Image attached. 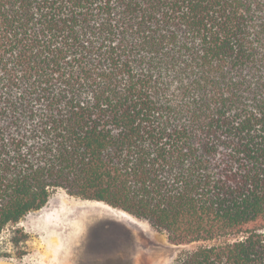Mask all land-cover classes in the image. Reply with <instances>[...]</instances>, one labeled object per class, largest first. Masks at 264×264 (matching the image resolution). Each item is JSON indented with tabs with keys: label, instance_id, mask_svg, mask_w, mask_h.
Returning <instances> with one entry per match:
<instances>
[{
	"label": "trees",
	"instance_id": "obj_1",
	"mask_svg": "<svg viewBox=\"0 0 264 264\" xmlns=\"http://www.w3.org/2000/svg\"><path fill=\"white\" fill-rule=\"evenodd\" d=\"M56 188L264 264V0H0V233Z\"/></svg>",
	"mask_w": 264,
	"mask_h": 264
},
{
	"label": "rangeland",
	"instance_id": "obj_2",
	"mask_svg": "<svg viewBox=\"0 0 264 264\" xmlns=\"http://www.w3.org/2000/svg\"><path fill=\"white\" fill-rule=\"evenodd\" d=\"M88 203L100 202L69 196L60 188L52 190L43 208L1 231L0 264H174L181 254L198 246L172 245L165 234L156 232L147 222L103 203L112 212L75 209L71 213L74 227L69 231L65 225L48 221V216L63 204L70 208L72 204ZM118 213L126 218L116 217Z\"/></svg>",
	"mask_w": 264,
	"mask_h": 264
},
{
	"label": "bare ground",
	"instance_id": "obj_3",
	"mask_svg": "<svg viewBox=\"0 0 264 264\" xmlns=\"http://www.w3.org/2000/svg\"><path fill=\"white\" fill-rule=\"evenodd\" d=\"M64 200V198H60V200ZM72 200V199H71ZM58 201V200H57ZM67 201V200H66ZM76 201V200H75ZM72 202V201H71ZM79 202V201H78ZM77 202V203H78ZM66 203V202H65ZM83 203V202H82ZM81 203V204H82ZM86 204V202H84ZM78 205V204H72V206L70 208H68L67 206L65 207L63 204V206H60L59 208L57 207V210L54 211L53 214H51L48 219V221L50 220V223L54 224L57 223L58 226L59 225H65V229L67 231H69L71 228H72V225H73V220L71 218V213L76 209H84V210H87L89 211V213H94V212H97V210L101 209V210H106V211H111V210H108L107 208H104L100 203H88L89 205L88 206H84V205ZM79 207H82V208H79ZM112 212V211H111ZM100 213H103V212H100ZM76 214V212H75ZM104 214V213H103ZM63 215H67L66 217H63ZM109 215V214H107ZM74 216V215H73ZM114 216V215H113ZM116 217H124L123 214L121 213H118ZM126 218V217H124ZM130 221V220H129ZM77 222V221H76ZM140 226V225H139ZM74 227V225H73ZM79 229V228H78Z\"/></svg>",
	"mask_w": 264,
	"mask_h": 264
},
{
	"label": "crops",
	"instance_id": "obj_4",
	"mask_svg": "<svg viewBox=\"0 0 264 264\" xmlns=\"http://www.w3.org/2000/svg\"><path fill=\"white\" fill-rule=\"evenodd\" d=\"M113 210H115V209H113ZM116 211H119V210H116ZM122 212V211H121ZM126 214V213H125ZM128 215V214H127ZM129 217H130V215H128Z\"/></svg>",
	"mask_w": 264,
	"mask_h": 264
}]
</instances>
